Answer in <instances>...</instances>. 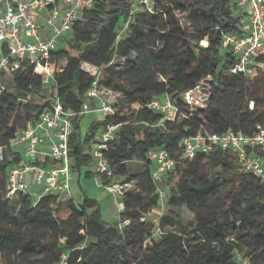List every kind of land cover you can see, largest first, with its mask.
<instances>
[{
    "label": "trees",
    "instance_id": "16d2710c",
    "mask_svg": "<svg viewBox=\"0 0 264 264\" xmlns=\"http://www.w3.org/2000/svg\"><path fill=\"white\" fill-rule=\"evenodd\" d=\"M131 6L130 0H94L84 8L51 54L61 70L49 86L25 59L16 71H0V151L5 156L0 161V264H53L62 254L67 264H238V255L250 264L264 263V182L239 171L232 150L215 147L180 159L181 139L198 130L249 134L257 125L264 127V72H231L233 56L222 45L226 34L238 31L243 14L234 0H149L136 13ZM176 11L188 12L192 29ZM123 22L129 33L117 40ZM115 56L124 59L119 80L112 74L97 80L82 68L83 63L107 65ZM94 80L114 93L116 113L92 121L82 137L79 111ZM202 80L209 87L207 105L189 111L182 96ZM162 96L187 117L146 125L161 120L146 104ZM53 98L76 113L68 144L72 173L85 168V177L95 175L87 149L98 129L119 124L103 155L115 179L134 185L121 196L122 226L104 220L98 199L84 191L67 197V212L54 204L68 191L46 194L35 204L23 193L7 197L8 170L19 162V152L9 143ZM119 107L130 109L129 115ZM156 148L178 161L160 183L173 210L159 217L158 234L147 219L160 198L148 159ZM133 159L143 163L135 182L126 164ZM110 181L101 178L102 184ZM182 207L194 220L182 221L174 210ZM136 244L140 252L129 258L127 248Z\"/></svg>",
    "mask_w": 264,
    "mask_h": 264
},
{
    "label": "built area",
    "instance_id": "2783aa9c",
    "mask_svg": "<svg viewBox=\"0 0 264 264\" xmlns=\"http://www.w3.org/2000/svg\"><path fill=\"white\" fill-rule=\"evenodd\" d=\"M94 0H0V45L5 48L0 52V71H16L20 60L25 59L33 66L34 72L44 85L54 82V76L61 70L59 64L51 60L58 42L70 31L74 22L80 17L84 8L92 6ZM149 6V0H138ZM238 12L243 14L238 31L226 34L223 47L229 48L233 56L230 71L246 76L264 72V0H234ZM43 22V24H41ZM4 87L0 86V91ZM209 96L206 80L186 90L182 96L188 110L205 108ZM114 93L97 85L94 80L83 98L79 114L90 110L101 113L100 120L114 116L116 113ZM92 106H94L92 108ZM146 107L161 114L159 122H144L148 126H157L163 120L176 121L187 117L179 107L168 98L155 97ZM76 113L66 110L57 98L44 103L37 118L28 122L23 130L16 133L9 143V148L19 152V162L8 170L6 188L7 197L19 193L28 195L35 204L46 194H59L68 191L71 179V161L69 157V138L72 133V117ZM119 124L107 123L101 131L99 141L91 144L87 152L95 165V182L113 196H122L132 189L131 182L115 179L103 155V149L113 138ZM182 153L180 159L193 157L197 153H208L215 147L232 150L238 163L239 171L252 174L264 182V127L257 125L249 133L234 132L210 133L198 130L195 134L185 136L180 141ZM0 151V161L4 160ZM148 159L154 164L151 170L160 199L165 196V189L160 183L173 171L177 160L170 157L164 148L152 149ZM101 178L111 180L101 183ZM32 184L39 186L33 190ZM125 222V221H124ZM154 233H159L158 220ZM238 264H250L247 258L238 255ZM53 264H67V255L62 254ZM264 264V263H261Z\"/></svg>",
    "mask_w": 264,
    "mask_h": 264
},
{
    "label": "rangeland",
    "instance_id": "374dc122",
    "mask_svg": "<svg viewBox=\"0 0 264 264\" xmlns=\"http://www.w3.org/2000/svg\"><path fill=\"white\" fill-rule=\"evenodd\" d=\"M132 2L131 9L133 13L140 12L142 8L145 7V5H142L138 2V0H130ZM177 16L182 21V24L186 26L188 29H192V25L188 22V12L182 13L179 11H176ZM129 33L128 29V23L123 22L118 28L116 33V39L120 40L125 38ZM206 42H202L201 44H205ZM60 64V63H59ZM124 59L118 56H115L107 65L104 66H96L89 63H83L82 68L92 74H94L95 79L99 80L107 75H114L116 80H119V71L123 67ZM251 106V104H250ZM119 112L121 114L129 115L130 109L119 107ZM99 118H101L100 112H87L83 115L80 121V131L81 136L83 137L85 132L88 129L89 124L92 121H96ZM101 129H98V131L95 134L94 139L96 140L94 144L99 141L101 136ZM93 144V143H92ZM114 144H118V138L115 139ZM128 167V176L134 180H140L141 179V172L143 171V163L140 160L133 159L131 161H128L127 163ZM91 171H95V165H91L90 167ZM86 169L83 168L81 173L78 175L76 173L71 172V179H70V187L68 190V194L62 195V198L59 203L54 204V208H61L65 212H67V205L68 202L66 201L68 196H79L84 191L88 195H90L93 198L98 199L99 205H100V212L104 220L111 224H117L118 226H122L123 221L120 220V212L122 211V201L120 196H113L109 193H105L103 196H99L98 192L96 191V183L94 181V176L92 177H85L84 171ZM4 177V173L0 170V180ZM33 187L35 184L32 185ZM160 186H162L160 184ZM167 189L165 186H162L161 188ZM168 194V192H167ZM167 194L164 196V198L158 200L157 206H155L151 211L149 212L147 219L149 221H157L160 216L163 214H166L169 212V210H173L167 202ZM175 212L179 215V217L182 219L183 222L194 220L193 214L189 212L185 207H182L180 209H174ZM170 227L167 226L166 229H169ZM153 238H157V235H155ZM148 239H146L147 241ZM140 252V247L138 244L129 246L127 248V254L129 258H132L134 255L138 254Z\"/></svg>",
    "mask_w": 264,
    "mask_h": 264
},
{
    "label": "crops",
    "instance_id": "0c3cea01",
    "mask_svg": "<svg viewBox=\"0 0 264 264\" xmlns=\"http://www.w3.org/2000/svg\"><path fill=\"white\" fill-rule=\"evenodd\" d=\"M41 24H43V22H41ZM93 107H94V106H92V108H93ZM90 111H91V112H97L96 110H93V109L90 110ZM98 120H100V118H99ZM95 176H96V175H94V181H95ZM95 183H96V182H95ZM32 185H33V184H32ZM95 185H96V187H95V188H96V191H99V192H98V195H99V196H103V195H105V192H104V190L101 188V186H98L97 184H95ZM32 189L37 191V190H39L40 188H39V186L35 185L34 187L32 186Z\"/></svg>",
    "mask_w": 264,
    "mask_h": 264
}]
</instances>
